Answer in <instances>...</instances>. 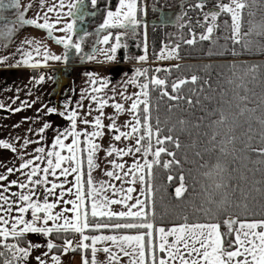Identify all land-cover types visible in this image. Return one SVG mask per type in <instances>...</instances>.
<instances>
[{
  "label": "snow or ice",
  "instance_id": "6c2138e0",
  "mask_svg": "<svg viewBox=\"0 0 264 264\" xmlns=\"http://www.w3.org/2000/svg\"><path fill=\"white\" fill-rule=\"evenodd\" d=\"M98 0H90L92 8L97 6ZM207 0H198L195 8L203 11ZM85 0H75L74 3L67 5L68 15H77L82 19L88 13L83 7ZM248 0H229L228 3L222 0H215L214 9H209L204 13L205 31L199 35V41H212L213 33L217 31L219 25L216 23L221 14H227L231 18L230 35L226 37L231 41L233 48L232 54L238 55L245 51H250L255 45L264 51V44L258 43L254 38L264 40V24H255L251 21V27L247 31L243 28V10L247 8ZM30 5L24 11H21L19 0H0V9L13 8L17 12L15 23L6 29L7 38L11 39L19 28L31 26L37 30H45L47 37L53 40L57 45H63L64 54L53 55L49 52L46 45L40 40L24 38L15 48L13 55H19L22 59L17 60L12 67L20 66L35 68L41 66L40 60L33 57V52L37 56L43 49L42 60L63 61L69 59V50L74 49L75 53H81V44L72 42V37L67 35L74 29L75 21L64 24L59 27L62 16L57 9L65 7L63 0L59 5L53 4L48 8V12L57 11L54 23L48 21V17L44 16V22L40 23L37 19H26L25 12L30 9ZM144 12L140 8L139 0H119L115 11H107L100 29H120L121 31L114 35L115 43L108 49H93L92 53L80 58L94 60L97 52L104 55L108 61L115 58L117 49L122 46V40L129 33L135 37L136 30L141 26L142 18L138 13ZM170 22L165 15L160 19L161 25ZM200 23V21H197ZM65 33V36L54 37L53 29ZM191 37L183 40V43L192 46L196 41V34L189 29ZM112 33L103 36L99 41L101 44H108ZM146 40V37H145ZM236 45L240 46V53H237ZM8 45L5 44L4 47ZM123 47H127L126 44ZM167 52L162 48L160 59H180V44L174 47L165 46ZM28 49H31L30 51ZM145 53L147 52V44L145 43ZM209 54H212L211 50ZM9 57L0 60V63H6ZM146 55H141L138 61H145ZM241 69L238 75L235 71ZM259 65H236L232 64L231 76L228 82L234 84L236 89L246 90V76H251L255 80V73L260 68ZM179 69L180 65H175ZM170 71L169 69H156V72ZM148 70H137L136 76L147 77V82L139 85L141 91L127 96L125 99L132 100L128 109L124 105L115 103L112 107L117 115L125 110L132 115L133 119L118 126L115 116H108L106 119L110 121L108 124L103 123V108L107 105V101L98 100L93 96V101L97 102V110L99 115L95 116L92 121L85 117H80L76 111L69 112L65 119L71 122L70 128L57 131L52 141L51 150L46 152L44 147H36L33 153H27V149L31 143H39V141H31L24 138L21 144L19 159L21 163L18 168L7 167L8 175L20 173L25 177L24 181L19 178L11 180L5 186L0 183V264H28L32 250L41 247L40 244H34L30 240H26L29 234H39L45 237L51 236L53 233L57 237L66 232H74L79 234L78 243L73 240L64 239L62 246H57L51 240L47 242V249L51 252L53 249L62 251L66 254L69 249L72 251L83 250L84 255L81 258V264H98L97 254L104 253L106 256V264H121L123 258H127L128 264H264V218L255 219V203L256 196L253 191L264 196V185L254 190L248 187L246 176H240L235 182L231 179V173L224 166L217 163L211 171L204 172L206 182L202 184L198 190L195 183L192 187L193 197H200L202 203L196 205L194 211L202 213L207 218V222H191L186 214H181V220L173 222L172 227L157 226V193L159 189L155 185L154 166H162L169 169L172 165H179L180 161L176 159L175 152L169 151L165 146L166 143L173 144L177 149L181 147L179 138L171 135L172 128L167 129L168 134H163L161 129V121L157 116L156 123L153 125L151 103V92L159 91L160 98L167 97L168 100H186L189 105L199 103L191 98L181 94L182 87L191 83L195 85L199 79L197 75H191L190 78H178L171 83V93L167 91V81L159 76H147ZM92 77V73H86ZM45 79L54 81L53 77L40 76L36 83H42ZM91 83L96 85L98 81L92 79ZM107 80L101 79L99 87H93L92 91L96 93L102 92L107 87ZM136 84V80L129 81ZM211 88V83L205 80ZM250 90V89H249ZM123 95V93H121ZM246 100L247 96L241 97ZM34 103V102H33ZM30 107L27 101L23 102L20 108L14 111H22L23 106ZM141 105L143 106L141 108ZM67 108V105H65ZM155 109L159 111V102L155 105ZM172 111V107L168 108ZM242 110L238 115H243ZM48 113L56 112L55 108H47ZM64 115V113H61ZM87 115H91L89 112ZM27 119V118H25ZM85 125H90L94 130L88 132L86 130H77V121ZM184 124L183 120L178 121ZM217 127L228 126L229 133L225 134V138L219 142L220 152L227 151L225 145L234 144L236 140L235 134L231 129L236 126V115L230 114L226 110L219 113L218 119L212 122ZM264 124V120L261 121ZM18 127V125H17ZM50 123H44L39 128L37 135L43 138V133L50 129ZM121 128H128L129 131H122ZM107 133H112V139L115 141L135 139V149L132 148H116L109 145L105 151L106 156H115L123 158L124 156L141 153L143 162L134 161L131 166L125 170V163H116L115 160L109 161L112 165L111 171H105L104 175L110 179L121 180L123 183L135 185L140 183V196L133 197L131 194L136 191L134 187L116 188L115 185L105 181L96 182L92 177L93 170L100 167L97 153L102 150L101 145L96 140L104 137ZM31 131V129L29 130ZM251 129H249L250 133ZM155 135L156 147L153 148V136ZM264 135V133H262ZM71 137L70 143H65ZM83 137V140H81ZM249 138H251L249 136ZM213 141L216 136L212 137ZM83 145V147H82ZM0 148L9 149L13 153H17V148L10 143L0 141ZM249 148L258 157L264 161V140L259 145H249ZM67 152V155L62 154ZM166 154L172 157L169 161L161 162L160 157ZM28 155L31 158L25 159ZM152 159L149 160L148 157ZM87 167L85 179L84 167ZM44 164L45 166H41ZM66 165V166H65ZM204 168L205 165H200ZM27 170V171H25ZM118 170V171H117ZM122 173V175H121ZM8 175L0 174V182L6 181ZM69 176H73L72 180H68ZM49 177L53 179L50 180ZM61 178H63L61 180ZM168 182L174 180L172 175L167 177ZM59 181V182H54ZM179 186L174 189L176 200L185 198V194L189 191L184 175L179 176ZM71 185L66 187L65 185ZM50 185L44 188L42 201L37 199V192L40 186ZM11 188H18L20 191H10ZM60 190L59 193L57 190ZM111 189V196L108 195ZM74 197V199H65V196ZM50 197L54 198L50 202ZM118 197V198H114ZM135 200L129 204L128 201ZM162 199V198H161ZM71 205L70 208L64 207L60 211L56 209L60 204ZM120 204L126 211H113L111 205ZM243 209L244 218H241L239 212L234 209ZM135 209V211H133ZM31 213V219H25V214ZM15 213V214H13ZM67 213H71L69 216ZM107 220L109 222H101ZM117 222L111 223L110 221ZM94 221V222H93ZM182 221V222H181ZM227 231H221V228ZM144 230L136 234H126L121 230ZM105 230L113 234H102ZM86 232H96L100 234L88 235ZM171 237V241H169ZM90 243H86L89 242ZM98 245H103L98 247ZM91 250V260L87 255ZM159 253V255H158ZM48 255V253H44ZM38 264H46V261L40 256L36 257ZM51 260L54 264H60L57 255H52Z\"/></svg>",
  "mask_w": 264,
  "mask_h": 264
},
{
  "label": "trees",
  "instance_id": "16d2710c",
  "mask_svg": "<svg viewBox=\"0 0 264 264\" xmlns=\"http://www.w3.org/2000/svg\"><path fill=\"white\" fill-rule=\"evenodd\" d=\"M228 1L222 0L224 3H228ZM116 2L117 0H98L97 18H101L100 14L104 8H115ZM197 2L198 0H148L149 7L145 10L147 18L149 17L152 22L155 18L158 21L160 13H164L170 20L166 25H161L159 22L146 25L151 58H156L159 50L165 46L174 47L177 43L180 44L179 53L181 57L178 60L175 59L178 61L175 64L147 67V76L155 75L165 79L169 93L172 91L171 83L178 78H190L191 75L199 77L195 85L187 83L181 90L183 96L191 98L193 101L198 100L199 103L189 105L186 100H168L167 97L161 99L159 91H152L150 94L153 105L151 123L155 125L157 116H159L163 134H168L167 129L172 128L171 135L178 137L181 145L179 149L173 144L166 143L165 145L169 151L175 152L176 159L180 161L179 165H172L169 169H164L159 165L153 168L155 185L159 189L157 193V226L172 227L173 222L181 220L182 213L188 215L191 222H207V218L202 213L194 211L195 206L203 201L198 196L193 197L192 187L195 183L199 190L202 184L206 182L203 173L211 171L217 163L230 171L233 182L240 176H246L249 188L254 190L264 185V161L249 148V145H259L261 140H264V135H262L264 124L261 123L264 120V51L254 45L250 51L233 55V45L231 41L226 39L231 31L229 27L231 18L227 14H221L216 21L219 27L213 33L212 41H199V35L205 31L206 27L204 13L209 9H214L215 0H207L203 11L195 8ZM248 5L243 10L242 31H247L252 26L250 21L255 24H264V0H248ZM74 17L80 19L77 15ZM225 22L229 26H226ZM189 29L196 34L197 42L192 46L183 43V40L191 37ZM108 33L111 32L107 31L105 34ZM254 39L258 43L264 44V40ZM113 41L114 35L109 40V44L112 45ZM235 47L237 53H240V46L236 45ZM165 50L167 51V48ZM210 50L212 54H209ZM99 55L100 53L97 52L96 58L89 61L99 60ZM76 61L77 59L74 58V61L68 60L64 64H79ZM87 61L86 58L81 59L83 63H87ZM177 64L180 65L179 69L175 68ZM232 64L261 66L255 73V80L251 76L245 77L246 90L236 89L234 84L228 82L233 79L231 76ZM156 69H169L170 71L156 72ZM235 71L238 75L241 73L239 67ZM140 80L147 82V77L140 76ZM205 80L210 81L211 88L204 83ZM244 95L247 96L246 100L241 99ZM158 102L159 111L157 112L155 105ZM170 106L172 107L171 112L168 111ZM244 109L247 111H243V115H238ZM222 110L236 115V126L231 129L236 140L234 144L225 145L227 149L225 153L220 152L219 142L225 138L226 133H229V127H217L212 123L218 119ZM180 120H183L184 124H180L178 122ZM249 129H251L250 133ZM213 136H216L215 141L212 139ZM171 159L172 157L166 154H162L160 157L161 162ZM200 165H205V167L201 168ZM181 174L186 178L189 191L185 194V198L176 200L174 189L179 186ZM169 175L174 177L171 183L167 179ZM253 195L257 198L254 206L256 211L254 218H264V196L255 191H253ZM234 211L239 212L241 218H244L242 208L234 209ZM101 222L109 221L103 220ZM110 222L115 223L117 221L112 220ZM121 231L126 234H136L144 230ZM221 231H227V229L222 227ZM103 233L112 232L105 230ZM74 234V232L69 231L57 237L53 233L50 238L59 244V247L64 243L65 238L71 240ZM85 234L95 235L98 233L86 232ZM52 252L60 254L62 251L53 249Z\"/></svg>",
  "mask_w": 264,
  "mask_h": 264
},
{
  "label": "rangeland",
  "instance_id": "374dc122",
  "mask_svg": "<svg viewBox=\"0 0 264 264\" xmlns=\"http://www.w3.org/2000/svg\"><path fill=\"white\" fill-rule=\"evenodd\" d=\"M21 8V11H24L28 6L30 5V9H28L25 12V18L26 19H37L38 22L43 23L44 22V16L46 15L48 17V21L50 23H54L57 11L61 14L62 19L59 27H63L64 24L75 21L74 29L71 33H67V35H70L72 37V42H80L84 40L88 43H80L81 44V51L88 53L91 52V49L94 45L97 44L96 40H93V36L87 35V30L84 27H81L79 24V20L74 17V15L69 16L68 12L69 9L67 5L69 3H74L75 0H63L65 7L62 9H57V11L48 12V8L52 7L53 4L59 5L60 0H19ZM229 2V1H228ZM119 0L116 2L115 8L118 6ZM146 3V7H145ZM140 8L144 9V12L138 13L139 16L142 18L143 24L136 30V35L133 37L130 33L127 35V37H130L131 39H134L135 45L138 44V52L137 50L134 51L132 54H128V62L124 67L127 69L122 70L117 73V75H114L113 72L109 73V67L110 65H104V63L110 62L106 58H102V55H99V60H95L93 62H90L89 60L87 63L81 62V53L77 55L76 53L73 54V57L70 59L71 61H74V58L77 59L76 63H79L76 67H67V69L61 70V69H54V73H45V77H53L54 81L45 79L42 83H36L39 78L33 75L37 67H26L22 64L20 66L12 67L11 65L16 64L17 60L22 59L19 55H13L15 48L19 45L20 41L24 38L34 39V40H40L43 45H46L49 52H51L53 55H61L64 54V48L63 45H57L53 40L48 39L47 33L45 30H37L34 27L31 26H24L18 29L17 34L9 39L7 38V32L6 29L8 27H11L15 21L17 12L13 8H4L0 9V60H3L5 57H9L6 63H0V141H4L7 143L12 144L17 148V153H13L9 149L0 148V174L8 175L7 174V167L12 168H18L19 164L21 163V160L19 159V152L21 148V144L23 142L24 138H28L31 141H39V143H31L28 145L27 149L24 151L27 153H33L34 149L36 147H44L46 152L48 150H51L52 147V141L54 139V136L51 132V130H46L43 133V138L41 139L40 136L37 135V132L39 128L43 126L46 122H53L56 120V117H54L55 114L48 113L47 108H55L57 106V103L59 104H66V101L68 98H72L73 102L71 104V107H67L66 112H72L76 111L80 117H85L89 121H92L93 118L97 115H99V111L97 110V102L93 101L92 97L96 96L98 100H105L107 101V105L103 108L104 116L103 123L108 124L110 121L106 119L108 116H115L117 125H123L124 123L131 121L133 119L132 115L129 114L128 111H124L123 113L117 115L115 112V109L112 107L115 103H120L124 105L125 109H128L132 103V100L125 99L127 96H132L134 93H138L141 91L139 85L144 83L141 82L140 77L136 76L137 70H145L149 66H155L159 67L156 62L158 61H169L167 65L175 64L178 61L175 59H160L158 58L160 56L161 50L157 53L156 58H151V50L147 44L149 41L148 33H147V21L149 20V17L147 18L145 10L149 7L148 0H139ZM86 11H89L91 9L90 0H85V4L83 5ZM115 8H104L102 14H100V24L103 23V20L106 16L107 11H115ZM94 9V8H92ZM91 9V10H92ZM94 10H97L95 7ZM93 11V10H92ZM79 16V14H77ZM97 17V14H95L93 17H90L88 20H90V24L93 23L94 18ZM80 18V17H78ZM148 19V20H146ZM120 29H115L114 34L120 32ZM52 35L54 37H62L65 36V33L58 32L53 29ZM96 37V36H95ZM146 37V40H145ZM115 42V40L112 42V44ZM145 43L147 44V52L145 53ZM7 44V47H4V45ZM90 45V49H87L85 45ZM172 47V46H171ZM101 48L105 49L103 45H101ZM166 47L163 49L165 50ZM29 51L31 49H28ZM75 52L74 49L69 50V54ZM167 51L165 50V53ZM141 55H146L147 59L145 61H138V58ZM43 56V49H41V53L39 56L36 55V53L33 52V57L36 60H40L41 66H48L51 64H58L63 65V61H48L44 62L42 60ZM134 57V58H133ZM142 63H148L147 65H142ZM93 64V65H90ZM101 64V66L96 64ZM137 63V64H135ZM89 64V65H84ZM135 64V65H134ZM140 64V65H138ZM160 66H163L160 64ZM43 72V70H41ZM41 72V74H42ZM116 72V71H115ZM86 73H92V77H89L86 75ZM92 79H96L98 83L96 85H93L91 83ZM101 79L107 80V87L100 93L93 92V87H99V81ZM135 79L136 84H131L129 81ZM57 90H55V89ZM123 93V95H121ZM56 98H59V101H57ZM27 101L28 104L31 106L28 107L27 105L23 106L22 111H14L16 108H20L23 104V102ZM34 102V103H33ZM143 106L141 105V108ZM57 108V107H56ZM39 111V113H38ZM64 112V115L60 114V119H64L67 113ZM89 112H91V115H87ZM27 118V119H25ZM67 120V119H66ZM66 123V124H65ZM63 126V121L60 123V120L58 119L57 122H54L52 124L51 128L56 129L57 131H62L65 128H70L71 123L65 122ZM18 125V127H17ZM70 125V126H69ZM68 126V127H67ZM31 129V131H29ZM77 130H86L88 132L93 131L94 129L90 125H85L84 123H81L78 119L77 121ZM122 131H129L128 128H121ZM106 135L95 142L99 143L101 145L102 150L97 153L98 161L100 167L93 170L92 177L96 182L105 181L107 183H111L116 186L117 189L124 187H134L136 188V191L133 192L131 195L135 198L137 196H140L139 189L141 187L140 183L137 182L135 185L126 184L123 183L121 180H115L110 179L109 177L104 175L105 171H111L112 165L109 163V161L115 160L116 163H125L126 168L132 165L134 161H140L143 162L141 153H135L130 154L127 156H124L123 158H119L115 156H106L105 151L109 145H112L116 148H132L133 151L135 149V139L130 140H124L122 138L121 141H115L112 139V133H107V129H105ZM51 133V134H50ZM81 140H83V137H81ZM71 137L68 140H65V143H70ZM83 147V145H82ZM156 147L155 144V135L153 136V148ZM62 154L67 155V152H63ZM31 158L30 156L26 155L25 159ZM152 157L149 156V160H151ZM41 166H45L44 164H41ZM66 166V165H65ZM27 171V170H25ZM118 171V170H117ZM84 173H85V179L87 174V167L85 162L84 167ZM122 175V173H121ZM19 178L21 181L25 180V177L21 175L20 173H15L13 175H8V179L6 181L0 182L3 185H7L9 181L15 180ZM50 180H52V177H49ZM63 178H61L62 180ZM73 176H69L68 180H72ZM59 182V181H54ZM66 187H70L71 185L66 184ZM50 187V185L40 186L38 188L37 192V199L42 201L43 195H44V188ZM10 191L18 192L20 191L18 188H11ZM59 189L57 192L59 193ZM108 195L111 196V189H109ZM65 199H74V197L65 196ZM118 198V197H114ZM141 199H143L142 196H140ZM54 199L50 197L51 200ZM135 200L128 201L129 204L134 203ZM68 207L70 208L71 205H64L60 204V206L56 209V211H60L61 208ZM111 210L119 212V211H126L127 209L124 208L120 204L111 205ZM135 211V209H133ZM15 214V213H13ZM67 215L71 216V213H67ZM25 219H31V213L25 214ZM100 234V233H98ZM105 235L113 234V233H102ZM96 235V234H95ZM80 239L79 234L75 233L73 238L74 244L78 243ZM26 240H30L34 244H40L41 247L36 248L32 250L31 255L29 257L28 264H38L36 257L40 256L42 259L46 261V264H54V262L51 260L52 255H57L60 259V264H81V258L82 255H84L83 250H76L72 251L69 249V251L64 254L61 252L60 254H55L52 251L49 252L47 249V242L51 240L50 236L45 237L43 235L39 234H29L26 237ZM52 241V240H51ZM53 242V241H52ZM57 246L59 244L53 242ZM86 243H90L86 242ZM63 245V244H62ZM61 245V246H62ZM103 245H98V247H102ZM44 253H48V255H44ZM87 255L89 256V260H91V250H88ZM97 261L98 264H106V256L104 253H98L97 254ZM121 264H128L127 258H123L121 260Z\"/></svg>",
  "mask_w": 264,
  "mask_h": 264
},
{
  "label": "flooded vegetation",
  "instance_id": "af4514ba",
  "mask_svg": "<svg viewBox=\"0 0 264 264\" xmlns=\"http://www.w3.org/2000/svg\"><path fill=\"white\" fill-rule=\"evenodd\" d=\"M94 9H92L93 11L92 10L87 11L88 14L86 16H84L82 19L80 18L79 24H80L81 27L86 28L87 35L93 36L94 37L93 40H96V42H97V44L92 47V49H91L92 51H93V49H101V45H103L105 47V49H108L111 46V44H109V42H108V44H101V43H99V41L103 38L104 35H106L105 33L107 31L108 32H111L112 34H114V31H113V29H112V31H111V29L101 30L100 27H99V24H98L99 21H100V18H97V17L94 18L93 23L90 24V20H88V19L90 17H93L95 14L98 13V9L97 10H94ZM164 15H165L164 13H160V15L158 16V21L156 20L157 18H155L153 22H152V20L146 22L147 25H152L154 22L155 23L159 22L160 19H162ZM77 20H79V19H77ZM143 23H144V21L141 24H143ZM88 42H85L84 40H82L79 43H82L83 44V43H88ZM148 42H147V44H148ZM124 44H126L127 47H123ZM137 46H138V44L135 45L134 39H131L130 37L125 36L123 38V40H122V46L120 48H118L117 49V52L115 53V58L112 61H110V62L104 63V65H110V67H109V73L110 72H113L114 75H117L118 72L127 69V67L125 68L124 66L127 63H129L127 61L128 60V56H129L128 54L134 53L135 50H137L136 53L138 54L139 52H138ZM85 47L87 49H90V45L88 46V44H86ZM74 53L75 52L69 54V58L70 59L73 57V54ZM87 54H90V53H88V51L86 50V52H82L81 51V54L80 55L86 57ZM100 55H102V54H100ZM102 58H106V57L104 55H102ZM70 59H68V60H70ZM168 62L169 61H165L164 60V61H158L156 63H157V65H160V64L165 65ZM95 64H96L95 66H97V65L101 66V64H103V63H101V64L95 63ZM135 64H137V63H135ZM140 64L147 65L148 66V63L146 64V63L140 62ZM140 64H138V65H140ZM84 65H89V64H84ZM90 65H93V64L90 63ZM90 65H89V67H90ZM76 66H78V64L77 65H74V64H63V65L51 64V65H48V66H40L39 68L37 67V69L35 70V72L33 74H34V76H36L37 78H39L40 76H44L45 73H52L53 74L54 73L53 71H54L55 68L64 70V69H67V67H76ZM41 70H43V72ZM41 72H42V74H41ZM55 90H57V89H55ZM56 99H57V101H59V98H56ZM72 102H73V99L72 98H68L67 99L66 104H68L67 105L68 108L71 107ZM56 107H55L56 112L53 113V114H55L54 117H56V120L53 121V122H50V124L51 123L53 124L54 122H57L58 119L60 120V123L63 121V126H64V123L66 121L69 122V123H71L69 120H66L65 118L64 119H60V117H61L60 114L66 112L68 110L67 108H65V104H60V106H59V104L57 103V106ZM38 113H39V111H38ZM66 113L68 114V112H66ZM47 123H49V122H47ZM49 130L52 131L51 133L53 135H55L57 133V132H55L56 129H54V128H50ZM148 159H149V157H148Z\"/></svg>",
  "mask_w": 264,
  "mask_h": 264
},
{
  "label": "crops",
  "instance_id": "0c3cea01",
  "mask_svg": "<svg viewBox=\"0 0 264 264\" xmlns=\"http://www.w3.org/2000/svg\"><path fill=\"white\" fill-rule=\"evenodd\" d=\"M158 227H159V226H158ZM171 239H172V238H171V237H169V241H171Z\"/></svg>",
  "mask_w": 264,
  "mask_h": 264
}]
</instances>
